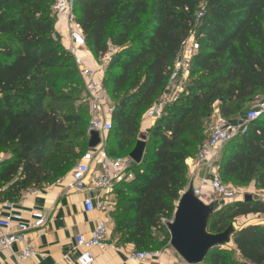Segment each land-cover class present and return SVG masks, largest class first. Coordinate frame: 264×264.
I'll use <instances>...</instances> for the list:
<instances>
[{
    "label": "trees",
    "instance_id": "obj_1",
    "mask_svg": "<svg viewBox=\"0 0 264 264\" xmlns=\"http://www.w3.org/2000/svg\"><path fill=\"white\" fill-rule=\"evenodd\" d=\"M53 5L0 0V201L62 180L89 150L84 84L55 30ZM73 16L95 61L111 53L102 78L114 105L104 145L110 159L129 157L184 43L193 36L198 45L183 91L147 133L141 164L114 188L118 242L159 252L214 106L228 120L264 94V0H75ZM77 102L78 110H64ZM218 176L264 191V114L224 146ZM252 215L264 216V200L233 201L215 209L207 231L223 233ZM232 243L202 264H264V222L233 230Z\"/></svg>",
    "mask_w": 264,
    "mask_h": 264
},
{
    "label": "built area",
    "instance_id": "obj_2",
    "mask_svg": "<svg viewBox=\"0 0 264 264\" xmlns=\"http://www.w3.org/2000/svg\"><path fill=\"white\" fill-rule=\"evenodd\" d=\"M75 0H54L53 14L55 16L66 15L70 49L68 50L74 59L75 66L79 76L84 84L85 100L90 110V120L88 126L89 134L96 132L100 137V144L93 149H89L70 172V183L68 190L76 193H83L88 186H92L94 190L99 192L100 201L95 205L93 200L88 198L84 201L87 212L94 210L112 212L114 208V188L117 184L132 178V174L128 168L133 163L129 157L110 159L104 150L105 137L111 130V116L114 111V105L103 88L102 78L104 71L110 61L111 53L105 55L101 59L98 71L94 72L88 68L81 58L80 53L87 51L84 37L79 26L76 24L73 16V6ZM201 17V14L199 15ZM192 39V40H191ZM191 40L193 45L191 48L183 52L184 46ZM198 45L191 36L183 45L173 66L170 84L166 89V93L153 107V115L158 119L164 108L173 103L178 95L183 91L184 84L188 78L190 61L197 52ZM174 85V86H173ZM170 86H172L170 88ZM264 114V101L260 102L256 107L251 109L246 116L245 124H230L226 119L218 115V119L214 123L209 137L203 142L195 159H188L187 166L189 170V183L185 186L181 195L190 187L197 198L202 196L201 187L195 184L199 179L198 171L207 170L210 173V189L219 197H223L228 201H240L244 198V194L240 190L229 188L221 182L218 176V164L221 157V151L224 146L233 140L238 134L245 132L247 123L259 119ZM100 162L104 167L110 168L108 174H101L93 181L88 180L91 170ZM7 210L6 215L0 219V228L8 230L12 225L14 230L10 233H2L0 235V252L10 247L17 241H22L24 235L30 231H36L42 234V228L46 224L47 218L40 212H32L30 214V222L23 221L22 216L14 212L13 203H5ZM109 226L100 224L92 233L90 238L84 239L82 236L76 238V248L81 252L77 258L78 264H92L93 258L90 253L92 249L105 250L111 247L109 241ZM36 253L27 246L18 254L16 260L20 264ZM159 252H133L129 255V259L133 261L143 262L149 258L156 257Z\"/></svg>",
    "mask_w": 264,
    "mask_h": 264
},
{
    "label": "crops",
    "instance_id": "obj_3",
    "mask_svg": "<svg viewBox=\"0 0 264 264\" xmlns=\"http://www.w3.org/2000/svg\"><path fill=\"white\" fill-rule=\"evenodd\" d=\"M68 29L67 16H56L55 30L61 36L62 45L66 50L71 47ZM81 54L84 56L83 60L86 66L97 72L99 66L95 63L93 56L88 51ZM156 121L157 119L153 117V108H150L141 120L140 130L142 133H147ZM4 158V155H0V160ZM110 172V168H106L98 162L92 168L88 180L93 181L99 175ZM198 176L199 179L195 181V184L200 185L201 189H205L208 186L207 180L210 178V173L207 170H202L198 171ZM69 183L70 173L52 185L24 192L18 201L13 203L14 212L20 214L24 222H30L32 212L42 213L47 221L42 228V234L36 231L27 232L22 241H17L10 249L1 251L0 264H19L16 258L27 246H30L36 254L20 264H78L77 258L81 250L76 248V238L78 236H82L84 239L90 238L102 223L109 226L111 247L105 250L92 249L90 251L93 258L92 264H185L171 247L159 252L158 256L143 262L130 260L129 255L136 250L131 244L118 242L113 234L114 224L111 213L106 210L86 211L84 201L90 198L96 205L100 201L99 192L94 190L92 186H88L83 193L79 194L68 190ZM199 199L206 203L203 193ZM5 203L7 202L0 201V219L7 213ZM252 216H256L258 219L262 217ZM256 223H247L243 226ZM14 226L12 225L8 230L0 228V235L4 232H12ZM230 246H233L232 240Z\"/></svg>",
    "mask_w": 264,
    "mask_h": 264
},
{
    "label": "water",
    "instance_id": "obj_4",
    "mask_svg": "<svg viewBox=\"0 0 264 264\" xmlns=\"http://www.w3.org/2000/svg\"><path fill=\"white\" fill-rule=\"evenodd\" d=\"M146 136V133L140 134L139 141L129 154L130 160L137 165L143 160ZM99 144V134L91 132L89 149ZM251 199L247 196L244 200ZM214 212V207L206 205L197 198L191 187L178 199L173 219L166 227L170 236L169 246L185 264H202L213 250L230 245L233 235L232 227L216 235L209 234L207 231L209 219Z\"/></svg>",
    "mask_w": 264,
    "mask_h": 264
},
{
    "label": "rangeland",
    "instance_id": "obj_5",
    "mask_svg": "<svg viewBox=\"0 0 264 264\" xmlns=\"http://www.w3.org/2000/svg\"><path fill=\"white\" fill-rule=\"evenodd\" d=\"M191 40L184 46V48H183L184 51L183 52H185L186 50H188V49L191 48V45H193V42H191ZM80 56H81L82 59L84 58V56L82 54ZM95 63L99 66L100 63H101V61H95ZM171 87L172 86H170V88ZM262 101H264V94L261 95V96H259L257 98V100L255 101V103H253V105H251L249 107V110L237 114L236 116L232 117L231 119H228L227 122H229L230 124H234V123H239L240 125L241 124H245L247 113L251 109H253L254 107H256ZM67 106H72L75 110H78L81 107V103L80 102H77V103H74V104H71V105H65V107H64L65 109L64 110H66ZM218 115H219V108H218V106L216 104L214 106V108H213V111H212V114H211L210 118L205 123L204 129H203V132H204V140H206L209 137L210 132H211V129H212L214 123L216 122V120L218 119ZM153 117H154V115H153ZM88 126H89V124H88ZM140 132L142 133L141 130H140ZM198 151H197L196 155L198 154ZM196 155L193 156V157H191L190 159H195L196 158ZM186 166H187V163H186ZM189 179H190V176H189V170H188V166H187L186 185L189 183ZM210 180H211V178H209L207 180L208 181V183H207L208 186H209ZM223 185H225V186H227L229 188L235 189V190H240V191L243 192V194H244L245 197L249 196L253 200H264V191L257 190L255 188V186H254V183H250L249 185L240 187V186L234 185L233 183L227 181V182H223ZM198 186L200 187V185H198ZM208 186L205 189H201L202 190V193H203V198L206 200V203H205L206 205H212L214 207V209L218 210V209L222 208L223 206H225V205L230 204V203L233 202V201H228V200H226L223 197L217 196ZM245 197L242 198V199H240V201H243L245 199ZM170 222L164 221V224L167 225ZM252 222H254V223H256V222H258V223L264 222V216H262L260 219H258L256 216L242 217L240 219L237 218L234 221V223L232 224V228H233V230L237 231L243 225H245L247 223H252ZM167 232H168V230H167ZM168 234H169V232H168ZM158 238H159L158 239V246H156L153 250H156V251H159V252H161V251L163 252V251L167 250L168 248H170L169 242L167 244L164 243V244L161 245V242H163L164 238L163 237H158ZM169 238H170V236H169Z\"/></svg>",
    "mask_w": 264,
    "mask_h": 264
}]
</instances>
